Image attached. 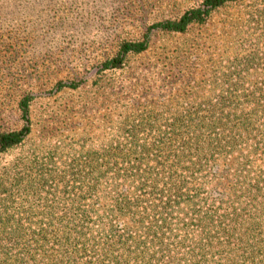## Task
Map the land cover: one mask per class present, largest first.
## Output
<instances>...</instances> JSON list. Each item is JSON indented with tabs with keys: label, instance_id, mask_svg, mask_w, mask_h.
Instances as JSON below:
<instances>
[{
	"label": "rangeland",
	"instance_id": "rangeland-1",
	"mask_svg": "<svg viewBox=\"0 0 264 264\" xmlns=\"http://www.w3.org/2000/svg\"><path fill=\"white\" fill-rule=\"evenodd\" d=\"M202 1L0 0V130L25 123L18 100L31 97L29 135L0 153V264L40 238L61 201L97 203L108 168L156 165L264 103V0L227 1L183 31L151 27ZM240 158L211 160L228 174L205 186L213 197Z\"/></svg>",
	"mask_w": 264,
	"mask_h": 264
},
{
	"label": "trees",
	"instance_id": "trees-1",
	"mask_svg": "<svg viewBox=\"0 0 264 264\" xmlns=\"http://www.w3.org/2000/svg\"><path fill=\"white\" fill-rule=\"evenodd\" d=\"M227 1L203 0L151 27L183 31ZM147 42H122L103 68L118 67L126 53L144 50ZM30 99L18 100L25 123L0 130V153L29 135ZM218 128L159 160L152 157L156 165L108 168L107 190L97 194L102 198L61 201L62 212L46 216L40 238L13 254L12 264H264V103L236 107L229 124ZM234 151L241 158L227 192L213 197L214 186H205L228 174L217 173L211 160Z\"/></svg>",
	"mask_w": 264,
	"mask_h": 264
}]
</instances>
